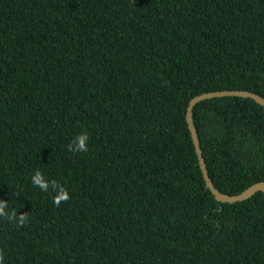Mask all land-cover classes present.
<instances>
[{
	"label": "trees",
	"instance_id": "1",
	"mask_svg": "<svg viewBox=\"0 0 264 264\" xmlns=\"http://www.w3.org/2000/svg\"><path fill=\"white\" fill-rule=\"evenodd\" d=\"M217 90L264 98V0H0L3 264H264L263 194L217 202L185 122ZM192 119L220 193L264 182V107Z\"/></svg>",
	"mask_w": 264,
	"mask_h": 264
},
{
	"label": "water",
	"instance_id": "2",
	"mask_svg": "<svg viewBox=\"0 0 264 264\" xmlns=\"http://www.w3.org/2000/svg\"><path fill=\"white\" fill-rule=\"evenodd\" d=\"M223 97H239V98H244V99H251L256 104L264 107V98L255 93H252L251 91H247V90H217V91H212V92H206V93L198 94L192 97L188 101V104L185 110V122L187 125V129L189 131L193 149H194V152L197 158L198 167L201 171L202 178L204 180L205 188L212 194V196L217 202H221V203H235V202L244 201L250 198L251 196H253L254 194H256L257 192H261L264 197V182L254 183L250 185L249 187H247L245 190H243L239 194L226 195V194L220 193L214 187L208 175L206 165L204 162V158L202 155V150L199 145V139L197 136V132L193 124L192 110L194 106L201 101H205V100L212 99V98H223Z\"/></svg>",
	"mask_w": 264,
	"mask_h": 264
},
{
	"label": "clouds",
	"instance_id": "3",
	"mask_svg": "<svg viewBox=\"0 0 264 264\" xmlns=\"http://www.w3.org/2000/svg\"><path fill=\"white\" fill-rule=\"evenodd\" d=\"M88 135L86 132L79 134L74 138V140L67 145V150L73 153L77 152H87L88 151ZM31 182L34 186H37L42 192L47 193L51 188L56 192V195L53 197V204L56 207H59L62 202H67L70 197L68 191L57 181L52 180L48 181L45 179L41 171L35 170L31 176ZM8 207L7 202L0 200V217L7 219L12 222L15 221L18 226H23L27 220L28 215L22 213L19 216L16 215L15 211L7 212ZM0 264H3V253L0 252Z\"/></svg>",
	"mask_w": 264,
	"mask_h": 264
}]
</instances>
